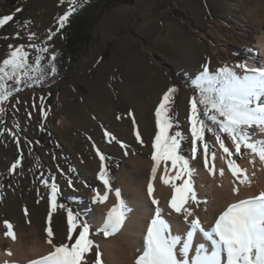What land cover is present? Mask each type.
I'll list each match as a JSON object with an SVG mask.
<instances>
[{
    "label": "rangeland",
    "instance_id": "1",
    "mask_svg": "<svg viewBox=\"0 0 264 264\" xmlns=\"http://www.w3.org/2000/svg\"><path fill=\"white\" fill-rule=\"evenodd\" d=\"M78 3H83L89 37L72 43ZM65 13L68 20L57 32ZM9 14L13 20L0 27V61L8 55L9 44H23L30 61L37 53L29 44L47 45L48 52L40 53L44 78L53 75L54 62L57 72L67 73L47 89L32 87V81L30 86L22 83L19 92L0 102V171L3 177L12 176L0 192V234L4 236L5 220L16 235L33 229L45 233L50 224L57 244L67 239V214L59 207L52 211L50 185L58 187L57 205L79 211L81 220L90 223L96 242L102 234H96L90 217L94 190L104 188L100 154L113 158L107 170L111 186L124 167L131 168L132 157L152 161L155 111L170 87L177 89L169 103L175 122L170 131L180 128L188 137V152L183 153L190 166L193 161L203 165L202 146L195 159L191 155L193 81L205 64L212 73L227 66L243 75L237 65L255 61L264 30V0H0V18ZM50 32L55 35L48 41ZM30 33H35L32 41ZM43 127L59 146L40 140ZM209 140L210 152H216L215 138ZM248 154L242 148L232 159L239 162ZM94 257L95 248L86 260L94 262Z\"/></svg>",
    "mask_w": 264,
    "mask_h": 264
},
{
    "label": "snow or ice",
    "instance_id": "2",
    "mask_svg": "<svg viewBox=\"0 0 264 264\" xmlns=\"http://www.w3.org/2000/svg\"><path fill=\"white\" fill-rule=\"evenodd\" d=\"M17 12L20 9H16ZM13 20V15L0 18V27ZM68 20V13L59 18V28L62 29ZM19 36V33H16ZM55 33L50 32L47 40L51 41ZM35 33L28 35L32 41ZM9 53L0 61V102L8 100L13 92H19L22 83L30 86L29 81L37 82L44 78L46 70L42 67L44 57L40 53L48 52L47 45L38 47L35 43L28 47L35 49L37 55L30 61V53L23 44L13 46L9 44ZM55 54L51 61H55ZM51 63V62H50ZM243 69V75H238L227 66L210 72L207 64L203 66L199 77L193 81L194 95L190 100L191 125V155L195 159L198 146H202L205 159V168L210 175H215V165L209 166L208 157L214 162L217 159L215 151L210 152L205 133H211L215 138V145L222 150L220 159L226 160L227 168L232 177L240 185L250 184L248 171L240 167L234 155L240 156L241 149L251 154V163L256 157L264 164V140L257 141L250 132L258 128L264 132V69L248 68L246 64L237 65ZM57 71L51 63L50 72ZM12 82V83H9ZM176 87H170L163 94L159 106L156 108V132L151 154V178L147 183V194L151 203L156 205L155 214L146 228L143 251L138 254L135 264H264V191L258 195L245 199L235 200L228 204L216 216L214 223L206 228L197 215L195 207L207 200L201 201L195 188L193 179L195 170L190 167V160L182 153L181 143L184 136L180 131L171 133L174 121L170 113L169 103ZM43 100V98H41ZM4 109L0 108V112ZM178 127V125H176ZM137 139H140L137 132ZM225 139L230 141L226 145ZM213 145V147H215ZM101 168L99 179L103 182L106 192L98 190L92 197V203H104L108 192L112 191L106 167L103 164L105 157L100 154ZM170 162V166H169ZM17 164L19 161L16 162ZM13 169L16 164H13ZM172 190L168 201L171 212L179 216L185 227L173 230V227L163 216V209L159 201L153 196V181L157 179ZM223 176L224 169H219ZM180 181V183H177ZM47 184V181H45ZM71 185V180H69ZM52 211L57 207L66 210L67 239L60 244L53 243L54 232L50 224L45 228V241L51 250L38 258L27 261V264H103L99 245L91 239V226L87 220H81V213L73 212L65 205H57L58 187L55 182L51 185ZM232 194L239 195L240 188L233 186ZM117 203L106 213L102 225L96 229V234L105 238L121 232L129 209L121 199L120 189H115ZM52 211L48 214L51 221ZM205 211H207L205 209ZM5 238L16 240L14 226L10 221H3ZM95 248L94 262H88L86 255ZM5 255L11 257V249L5 250ZM2 264H19L18 261L5 260Z\"/></svg>",
    "mask_w": 264,
    "mask_h": 264
},
{
    "label": "bare ground",
    "instance_id": "3",
    "mask_svg": "<svg viewBox=\"0 0 264 264\" xmlns=\"http://www.w3.org/2000/svg\"><path fill=\"white\" fill-rule=\"evenodd\" d=\"M257 47L259 48L257 58L248 63L247 66L248 68L264 69V30L259 36ZM261 102L264 103V98H261ZM250 132L257 141L264 140V132L258 128H253ZM221 151L217 145L218 161L215 165L214 176L210 175L205 168L204 155L202 156V166H199L196 161H193V166H190L195 170L193 179L198 197L201 201L207 200L206 204L201 203L198 207L194 206L197 215L206 228L214 223L216 216L228 204L235 200L256 196L264 191V164H261L258 157H256L254 164L251 163L249 152L248 158L237 162L240 167L247 169L251 179L250 184L240 185L238 181L234 184L235 178L228 170L226 160L220 159ZM208 160L209 166H212V159L208 157ZM130 162L131 168L124 167L118 173L117 184L111 186L112 191L108 192L107 200L104 203H96L91 212V221L96 227H100L107 211L117 203L115 196V189L117 188L120 189L121 199L129 209L120 233L108 238L102 235L96 240L102 254L103 264H135L138 254L143 251L147 225L155 214L156 205L151 203V198L147 194V183L151 178L153 162L140 156L132 157ZM221 168L224 169L223 176L219 173ZM159 175L160 172L158 171L157 179L153 181V196L159 201V207L164 210V218L169 221L175 231L185 227V224L174 212L171 216L168 215L171 212L168 201L171 198L172 190L159 180ZM233 186L240 188L239 195L234 196L232 194ZM106 191L107 189L104 187L100 193L103 194ZM16 237V240L13 241L11 238H5L0 234V264L5 260H15L19 264H27V261L38 258L51 250L45 241L46 233L40 232L38 229H33L30 233H19ZM6 241L9 244L8 247L4 246ZM53 243L57 244L54 239ZM6 249H11L13 252L11 257L5 255Z\"/></svg>",
    "mask_w": 264,
    "mask_h": 264
},
{
    "label": "trees",
    "instance_id": "4",
    "mask_svg": "<svg viewBox=\"0 0 264 264\" xmlns=\"http://www.w3.org/2000/svg\"><path fill=\"white\" fill-rule=\"evenodd\" d=\"M83 3H78V5L75 7V11L76 13L74 14V21H73V25H72V30H71V34L70 36V41L72 43H77L78 41L80 42H86L88 40V32L86 30V17L84 15V11L82 8ZM55 63V62H54ZM61 64H56V66H60ZM57 68V67H56ZM59 70V69H58ZM57 70V71H58ZM55 72V74L45 77L37 82H34L32 84V87L36 88V89H47L52 87L54 84H56L59 80H61L63 77H65L67 70L62 71V72ZM194 84L192 85V89H193V96L194 95H198V90L194 91ZM181 132V129L179 128V130ZM184 136V135H183ZM210 136L211 133L206 132L205 133V139L206 141L209 143L210 146ZM45 139H49V141H46ZM40 140H42L44 143L46 144H51L52 146L57 145L59 146V142L56 140V138L51 134V132H49L48 129L46 128H42L41 129V135H40ZM190 145V141L188 139V137L186 138L184 136V140L181 143V148H182V153L184 156L186 154H184L183 152H188L187 146ZM200 146H198V150H199ZM101 154L105 157L104 160V166L106 167V170H108L109 165L108 162L112 161L113 158L109 153H105V152H101ZM4 172L0 171V192L2 193L5 189L6 186L8 185V179L10 180V178H12L11 173L8 174V176L3 177L2 174ZM11 181V180H10ZM90 224V223H89Z\"/></svg>",
    "mask_w": 264,
    "mask_h": 264
}]
</instances>
